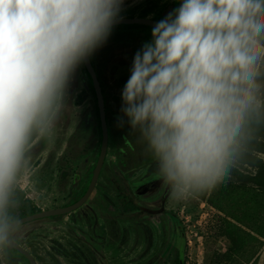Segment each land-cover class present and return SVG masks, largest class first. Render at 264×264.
Instances as JSON below:
<instances>
[{"label": "clouds", "instance_id": "obj_1", "mask_svg": "<svg viewBox=\"0 0 264 264\" xmlns=\"http://www.w3.org/2000/svg\"><path fill=\"white\" fill-rule=\"evenodd\" d=\"M124 0H0V252L22 221L34 144ZM133 58L122 112L173 199L227 180L264 128V0H183Z\"/></svg>", "mask_w": 264, "mask_h": 264}, {"label": "rangeland", "instance_id": "obj_2", "mask_svg": "<svg viewBox=\"0 0 264 264\" xmlns=\"http://www.w3.org/2000/svg\"><path fill=\"white\" fill-rule=\"evenodd\" d=\"M175 1L124 0L118 18H165ZM126 45L139 48L137 42H116L90 56L103 91L109 135L91 197L59 221L21 226L16 242L37 264H78L50 248L54 237L84 264H264V128L227 180L195 197L173 199L157 162L122 112L133 59L114 48ZM64 104L53 134L34 144L30 182L21 186L40 211L73 201L98 158L101 133L83 63L69 81ZM0 264H10L4 252Z\"/></svg>", "mask_w": 264, "mask_h": 264}, {"label": "water", "instance_id": "obj_3", "mask_svg": "<svg viewBox=\"0 0 264 264\" xmlns=\"http://www.w3.org/2000/svg\"><path fill=\"white\" fill-rule=\"evenodd\" d=\"M182 3H183V0H179L177 9L180 7ZM157 23L158 22H155V21H152L146 18H118L117 21L114 23L113 27L119 26V25H128V26L137 25V26L154 27ZM82 63L92 83V87H93V91H94L95 99H96V104H97V109H98V117H99V123H100V131H101L100 151H99V155H98L95 167L92 172L91 180L89 182L86 192L77 202H75L72 205L65 206V207L40 211L38 213L20 218L22 221V226L32 223V222L39 221V220L48 219V218L57 217V216H64V215H69V214L74 213L75 211H77L83 205L86 204V202L91 197L96 187V184L98 182L99 175L101 173V170H102V167H103L106 155H107V150H108V140H109L108 126H107L106 115H105L102 88L98 80L96 71L94 70V67L91 63L90 57H88ZM10 250H15L17 253L22 255L29 264H37L36 260L29 253V251H27L25 248L20 246L17 242L15 243V246Z\"/></svg>", "mask_w": 264, "mask_h": 264}, {"label": "trees", "instance_id": "obj_4", "mask_svg": "<svg viewBox=\"0 0 264 264\" xmlns=\"http://www.w3.org/2000/svg\"><path fill=\"white\" fill-rule=\"evenodd\" d=\"M178 2H179V0L176 1L175 5H174V9L177 8ZM124 28H134V26H128L127 25ZM85 72H86V70H85ZM86 74H87V72H86ZM87 76H88V74H87ZM88 78H89V76H88ZM98 80H99V77H98ZM89 81L91 83L90 78H89ZM91 86H92V83H91ZM92 91H93V87H92ZM93 93H94V91H93ZM94 96H95V94H94ZM97 120H98V127H99V130H100V123H99V117L98 116H97ZM100 133H101V131H100ZM100 137H101V135H100ZM100 143H101V138H100ZM99 151H100V148H99ZM98 155H99V153H98ZM151 158H152V160L154 159L153 157H151ZM92 172H93V170H92ZM92 172L90 174L89 181L87 182L85 188L78 194L77 197L74 198L73 201L69 202L66 206L74 204L75 202H77L84 195V193L86 192L87 187L89 185V182L91 180ZM115 187H116V185H115ZM21 200H22V203H21V206L19 208V213H18L20 218H23V217H26V216H29V215H32V214L40 212V210L35 207L33 202L25 196V194H24V192L22 190H21ZM62 217L63 216H57V217H51V218H48V219H50L51 221H59ZM39 221H42V220H39ZM42 237L48 238L49 237V233L47 231H43L42 232ZM49 244L51 245L50 248L52 250H54L56 252V254L58 256L62 257L63 259L68 260L70 262L72 261V262L78 263V264H84L83 261H81L80 259H78L76 257H73V255H71V253H69L68 249L62 244L61 240H59V239H57L55 237L54 238H50L49 239ZM4 253H5V256H6L8 262L10 264H22V263L29 264L27 262V260L22 255L17 253L15 250H7Z\"/></svg>", "mask_w": 264, "mask_h": 264}, {"label": "flooded vegetation", "instance_id": "obj_5", "mask_svg": "<svg viewBox=\"0 0 264 264\" xmlns=\"http://www.w3.org/2000/svg\"><path fill=\"white\" fill-rule=\"evenodd\" d=\"M177 1V0H176ZM175 1V3H176ZM174 3V5H175ZM179 3V2H178ZM174 5L172 7V10L170 13L173 12L174 10ZM177 9V8H176ZM139 18H146V17H139ZM166 18V17H165ZM155 22H159L160 20L164 19V17H156L154 19L146 18ZM134 28H121V29H112L110 32V35L108 36L107 40L101 45V46H107L110 44L118 43V42H123V41H130L132 42H137L139 44V48L133 45H126L121 48V46L115 47L114 50L118 53L122 52H127V56L123 57H130L132 60L134 58V55L141 50L143 45L145 43H149L152 40L151 32L153 27H148V26H137L133 25ZM136 26V27H135ZM111 54H113V49L110 51ZM113 58V57H112ZM103 93V91H102ZM104 99V96H103ZM95 106H96V112L98 116V109H97V104H96V99H95ZM104 108H105V115H107V109H106V104L104 100Z\"/></svg>", "mask_w": 264, "mask_h": 264}]
</instances>
